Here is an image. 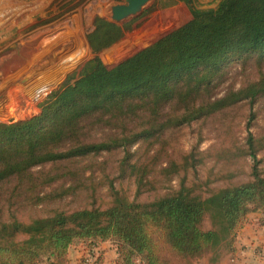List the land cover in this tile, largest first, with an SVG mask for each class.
Masks as SVG:
<instances>
[{
  "label": "trees",
  "instance_id": "obj_1",
  "mask_svg": "<svg viewBox=\"0 0 264 264\" xmlns=\"http://www.w3.org/2000/svg\"><path fill=\"white\" fill-rule=\"evenodd\" d=\"M178 3L189 7V21L110 68L99 55L129 31V24L94 16L86 35L94 57L40 103L37 116L0 122V190L12 184L6 201L11 208L19 206L0 222V264H69L71 245L91 249L104 242L114 245L116 264H194L207 255L215 264L223 250L234 251L248 214L260 213L264 221V177L257 169L264 137L251 133L252 181L207 199L181 185L152 201L116 199L103 209L19 217L28 201L40 207L74 196L80 175L72 166L80 160L158 136L172 123L198 121L264 96L261 71L238 90L220 98L213 94L214 79L229 64L252 57L263 62L264 0H221L208 9L195 0H154L150 11ZM146 40L137 37L132 50ZM125 51L118 46L102 59L113 64ZM98 132L107 138L92 140ZM206 214L213 226L209 230L202 229Z\"/></svg>",
  "mask_w": 264,
  "mask_h": 264
},
{
  "label": "rangeland",
  "instance_id": "obj_2",
  "mask_svg": "<svg viewBox=\"0 0 264 264\" xmlns=\"http://www.w3.org/2000/svg\"><path fill=\"white\" fill-rule=\"evenodd\" d=\"M153 1L138 16L127 19L123 24H129V31L100 53L106 67L124 61L191 19L186 5L151 12ZM217 1L195 0V4L208 9ZM8 3L0 0V122L4 123L37 116L40 103L94 57L86 35L92 29L101 0L91 2L82 19L74 17V12H69L72 9L68 13H57L61 1L55 2L54 9L48 8L33 16L25 12L24 0H13L11 10H8ZM103 3L115 2L104 0ZM177 9L180 11L176 12ZM141 36L146 42L132 50L133 41ZM118 46L127 51L113 64H106L103 55ZM43 59L45 64L37 66ZM260 71L264 74V60L260 62L252 57L244 62H233L219 79H214L215 87L218 86L213 94L220 98L229 90H238L256 80ZM248 133L259 140L264 137V96L253 103L241 101L198 121L179 126L172 123L158 136L80 160L72 166L80 175L74 196L40 207L28 201L19 217L26 220L44 217L51 210L103 209L116 199L152 201L176 191L181 185L203 200L207 199L218 190L252 181L253 161L247 154ZM93 137L95 142L107 138L100 132ZM257 159V169L264 177V148L258 152ZM71 184L72 181L67 182L64 187ZM9 187L12 184L0 190V222L9 219L10 209L19 211V206L11 208L6 201ZM212 228L211 218L206 214L202 229Z\"/></svg>",
  "mask_w": 264,
  "mask_h": 264
},
{
  "label": "crops",
  "instance_id": "obj_3",
  "mask_svg": "<svg viewBox=\"0 0 264 264\" xmlns=\"http://www.w3.org/2000/svg\"><path fill=\"white\" fill-rule=\"evenodd\" d=\"M13 0H7L8 10H11ZM25 12L28 15H35L41 11H45L48 8L54 9L56 1H61L60 6L57 8V13H62L72 9L69 12H74L73 16L82 19V16L86 14L84 0H24ZM104 0H101L99 7L96 9V15L108 19L110 16V9L117 4H124V0H113L115 3L104 4ZM213 7L214 8L218 2ZM185 6L183 3H178V6ZM95 8V7H94ZM93 8V10H94ZM1 13V12H0ZM12 13V11L10 12ZM53 14H56L54 12ZM110 20V19H109ZM80 21V20H79ZM260 213H250L247 216L246 223L237 232L236 238L233 244L234 251L226 252L222 251L221 256L215 264H264V221L261 218ZM95 249V253L98 254L97 264H116V251L113 244L110 242H104L97 247H86L84 244H74L68 248L67 257L69 264H80L81 257L88 251ZM194 264H210L208 257L197 260Z\"/></svg>",
  "mask_w": 264,
  "mask_h": 264
},
{
  "label": "water",
  "instance_id": "obj_4",
  "mask_svg": "<svg viewBox=\"0 0 264 264\" xmlns=\"http://www.w3.org/2000/svg\"><path fill=\"white\" fill-rule=\"evenodd\" d=\"M152 0H124V4H117L111 7V21L116 24H123L127 19L138 16L143 8ZM42 60L37 66L45 64ZM38 69V67L36 68Z\"/></svg>",
  "mask_w": 264,
  "mask_h": 264
},
{
  "label": "built area",
  "instance_id": "obj_5",
  "mask_svg": "<svg viewBox=\"0 0 264 264\" xmlns=\"http://www.w3.org/2000/svg\"><path fill=\"white\" fill-rule=\"evenodd\" d=\"M93 1L94 0H84L83 4L85 7H87ZM109 1H113V0H109ZM97 259H98L97 253H95V249H92L81 257L80 264H97Z\"/></svg>",
  "mask_w": 264,
  "mask_h": 264
}]
</instances>
